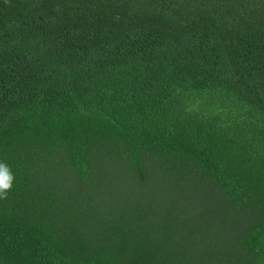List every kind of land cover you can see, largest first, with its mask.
<instances>
[{"label":"trees","instance_id":"trees-1","mask_svg":"<svg viewBox=\"0 0 264 264\" xmlns=\"http://www.w3.org/2000/svg\"><path fill=\"white\" fill-rule=\"evenodd\" d=\"M0 264H264V0H0Z\"/></svg>","mask_w":264,"mask_h":264},{"label":"clouds","instance_id":"clouds-1","mask_svg":"<svg viewBox=\"0 0 264 264\" xmlns=\"http://www.w3.org/2000/svg\"><path fill=\"white\" fill-rule=\"evenodd\" d=\"M14 174L6 162L0 161V199H6L9 191L12 190Z\"/></svg>","mask_w":264,"mask_h":264}]
</instances>
